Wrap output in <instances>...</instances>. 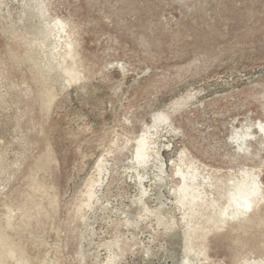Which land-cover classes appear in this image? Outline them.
<instances>
[{
    "label": "rangeland",
    "instance_id": "1",
    "mask_svg": "<svg viewBox=\"0 0 264 264\" xmlns=\"http://www.w3.org/2000/svg\"><path fill=\"white\" fill-rule=\"evenodd\" d=\"M259 261L264 0H0V264Z\"/></svg>",
    "mask_w": 264,
    "mask_h": 264
},
{
    "label": "bare ground",
    "instance_id": "2",
    "mask_svg": "<svg viewBox=\"0 0 264 264\" xmlns=\"http://www.w3.org/2000/svg\"><path fill=\"white\" fill-rule=\"evenodd\" d=\"M164 117L165 116L163 114H160L157 116V119H161V118L164 119ZM148 138H149V136H148ZM138 142H139L138 143L139 147L137 149V158L142 159L143 157L144 158L147 157V154L145 153L146 149L144 150V148H146V145H147L146 144L147 143V137L141 138ZM242 147H241V149H243ZM247 152H249V151H247ZM100 167H102V166H100ZM186 173H184L182 170H180L178 173V174H180L179 176H181L180 178L183 179L182 182H184L182 184V187H180V189H179L180 190L179 193H181V197H180V200L178 201V204L182 205V207L188 206L189 209L194 210L198 206V203H196V201L199 200L200 203L202 202V205L210 206L212 208H219L220 213H221V218L222 217L224 218L221 220V223H225V221L227 222V219L236 218L239 216H244L245 214L247 215V213L253 209V207L257 204V202H259L261 199H263L262 188H261L260 182L256 178L255 179L253 178L252 183L251 182L250 183H248V182L240 183L237 186V192L228 196L229 199H228L227 207H223L219 204V201H217L215 198L210 197L212 199H209L207 194H206V191L204 189L203 190L199 189V187L194 184V182L197 181L196 178L194 176L190 177ZM193 173H191V174H193ZM244 173L245 172H243V174ZM251 175H252V173H251ZM252 177H254V176H252ZM197 178H198V175H197ZM195 191H197V194H194ZM202 191H204V192H202ZM188 198H190L191 200ZM188 200H190V201L188 202ZM213 210L215 211V209H213ZM190 215H191V213H190ZM254 264H264V262L259 261V262H256Z\"/></svg>",
    "mask_w": 264,
    "mask_h": 264
}]
</instances>
